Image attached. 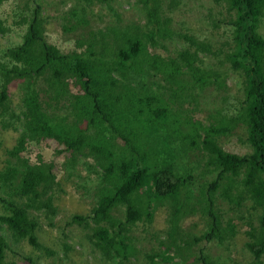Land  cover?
I'll return each instance as SVG.
<instances>
[{"label": "trees", "instance_id": "1", "mask_svg": "<svg viewBox=\"0 0 264 264\" xmlns=\"http://www.w3.org/2000/svg\"><path fill=\"white\" fill-rule=\"evenodd\" d=\"M7 1L0 0V6ZM83 1L111 8L112 0ZM166 1L178 0H139L142 22L115 21L102 29L90 27L85 8L82 16L72 8L64 16L71 26L65 28L82 26L84 34L69 49L52 42L37 1L26 4L13 23L24 27V34L22 44L0 55V118L3 130L18 133L0 170V187L11 197L1 198L7 213L0 214V264H13L6 260L9 233L16 242L42 249L34 212L54 215L62 167L72 175L90 158L99 180L96 205L89 215H74L71 223L91 230V242L104 260L122 264L135 252L127 234L143 219L151 221L159 204L172 211L170 241L162 242L164 261L177 262L182 244L191 251L200 240L231 238L237 223H223L216 209L221 196L252 204L243 218L249 222L246 250L253 259L244 264H264V0H223L227 48L185 35L187 46L174 55L155 50L174 37ZM7 32L0 19V34ZM207 52L221 67L206 65L201 54ZM150 77L160 81L144 82ZM14 83L23 91L25 111L18 115L9 103ZM233 83L239 92L230 90ZM201 106L211 107L210 116L199 115ZM7 114L12 117L5 119ZM238 127L247 131L250 155L230 153L220 144ZM51 143L54 158H43L41 149ZM196 156L201 160H193ZM197 178L204 181L192 186ZM192 189L200 194L209 231L186 239L179 225L196 211ZM120 206L124 220L113 214ZM188 254L191 264H214L203 250Z\"/></svg>", "mask_w": 264, "mask_h": 264}, {"label": "rangeland", "instance_id": "2", "mask_svg": "<svg viewBox=\"0 0 264 264\" xmlns=\"http://www.w3.org/2000/svg\"><path fill=\"white\" fill-rule=\"evenodd\" d=\"M37 1L42 5V16L45 20V30L51 36L53 43L62 48H71L75 37L83 35V27L79 26L76 30H67L65 27L71 24L64 18L66 13L72 8L81 10L86 9L87 20L91 28H105L116 22L123 24L134 21L142 22L145 19V11L139 0H112L111 8L105 4L88 3L83 0H8L0 6V19L3 20L8 28V32L0 34V55L8 47H16L23 42V28L13 24L21 18L24 7ZM166 15L172 19V29L174 37L172 40L165 42L163 47L158 46L156 51L165 55H174V52L181 47L187 46L183 36L189 35L212 44L213 48H227L225 43L228 38L227 26L221 21L227 14V5L223 0H178L172 5L171 2L164 3ZM264 36V23L260 28ZM225 50V49H224ZM210 53H202L201 57L213 69L221 67L219 60ZM226 69V68H220ZM160 81L157 77L144 79L149 84L152 81ZM233 80L230 79V83ZM236 82V81H234ZM19 83H14L9 88V103L15 115L25 111L22 96L23 91ZM234 93L239 92L236 83L230 86ZM202 107V106H201ZM211 107L203 108L199 114L202 118L210 116ZM12 117L7 114L5 119ZM0 118V170H2L8 159V150L11 149L18 137V133L5 127ZM16 125V117L12 118ZM17 126V125H16ZM247 131L238 127L228 136L220 138V144L230 153L238 155L251 154L252 149L247 142ZM54 143L50 146L43 147L41 154L43 158H54ZM200 156L193 157V160H201ZM83 164L69 175L65 168L62 167V173L59 174L60 190L55 193L54 206L56 213L48 215L44 212H34L39 222L37 229L38 242L42 249L32 247L27 241L16 242L11 233L7 235L10 248L7 251L6 260L13 264H111L104 260L100 251L93 245L90 239L91 230H85L77 224H72V217L76 214L89 215L96 205L95 191L98 187V177L93 173L92 164H95L93 158L83 159ZM88 162V164H85ZM183 166V170H184ZM98 172L100 171L97 169ZM182 166L179 165V169ZM211 173L206 172L205 177L210 179ZM205 178V179H206ZM204 181V178H197L192 181V186H198ZM195 197L196 211L189 213L182 218L179 225L180 235L188 239L193 236H202L209 231L208 218L202 212L199 201V192L192 189ZM6 187H0V214H6V210L1 203V198L11 200ZM12 194V192H10ZM236 192H234V198ZM252 204L246 199L245 203H234L217 196L216 209L221 215L222 221L226 224L230 220L237 223L235 233L231 238L225 241H205L200 240L197 245L191 248V251L181 245V253L178 254V261L185 260L184 264H191V257L188 252L198 254L203 250L204 254L209 256L214 264H241L249 263L253 257L246 250V243L249 242L248 224L244 215L251 213ZM171 208L168 205L155 208L151 221L143 219V222L136 223L129 234L134 239L135 252L131 254L122 264H177L169 263L168 259L163 260L164 253H167L162 242L169 244L170 238L167 233L171 227ZM114 216L119 219H125V208L120 206L114 211ZM257 215V214H256ZM255 215V216H256ZM5 233H8V226H4ZM172 254V253H171ZM184 256V258H183ZM198 256V255H197ZM198 258V257H197ZM195 259V258H194ZM34 261V263L31 262ZM264 263V256L262 257ZM194 264H200L197 261Z\"/></svg>", "mask_w": 264, "mask_h": 264}]
</instances>
